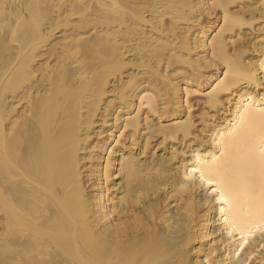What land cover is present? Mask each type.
I'll list each match as a JSON object with an SVG mask.
<instances>
[{
    "label": "bare ground",
    "instance_id": "6f19581e",
    "mask_svg": "<svg viewBox=\"0 0 264 264\" xmlns=\"http://www.w3.org/2000/svg\"><path fill=\"white\" fill-rule=\"evenodd\" d=\"M0 264H264V0H0Z\"/></svg>",
    "mask_w": 264,
    "mask_h": 264
}]
</instances>
